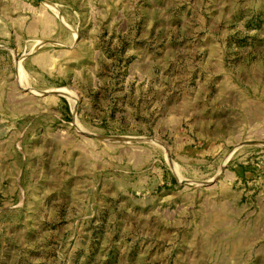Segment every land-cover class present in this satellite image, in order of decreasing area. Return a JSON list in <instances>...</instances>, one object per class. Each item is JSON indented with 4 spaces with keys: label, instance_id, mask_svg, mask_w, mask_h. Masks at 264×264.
Instances as JSON below:
<instances>
[{
    "label": "rangeland",
    "instance_id": "1",
    "mask_svg": "<svg viewBox=\"0 0 264 264\" xmlns=\"http://www.w3.org/2000/svg\"><path fill=\"white\" fill-rule=\"evenodd\" d=\"M0 264H264V0H0Z\"/></svg>",
    "mask_w": 264,
    "mask_h": 264
},
{
    "label": "water",
    "instance_id": "2",
    "mask_svg": "<svg viewBox=\"0 0 264 264\" xmlns=\"http://www.w3.org/2000/svg\"><path fill=\"white\" fill-rule=\"evenodd\" d=\"M90 137L95 138V139L99 138L98 136H95V135H91Z\"/></svg>",
    "mask_w": 264,
    "mask_h": 264
}]
</instances>
